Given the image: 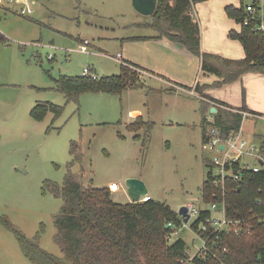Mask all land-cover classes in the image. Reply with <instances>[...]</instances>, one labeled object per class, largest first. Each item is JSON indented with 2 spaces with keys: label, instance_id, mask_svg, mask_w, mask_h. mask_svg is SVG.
Here are the masks:
<instances>
[{
  "label": "rangeland",
  "instance_id": "1",
  "mask_svg": "<svg viewBox=\"0 0 264 264\" xmlns=\"http://www.w3.org/2000/svg\"><path fill=\"white\" fill-rule=\"evenodd\" d=\"M240 1L244 5L254 2L210 0L201 8H212L215 20L220 16L226 27L235 31L238 25L225 15V6L238 7ZM29 2L33 13L24 16L17 11L22 5L19 2L3 1L0 5V32L7 38L6 43H0V216L8 217L13 227L30 239L39 234L41 249L62 256L54 226L61 200L52 195L47 183L62 185L68 171L84 186L119 183V191L111 193L118 203L130 202L125 181L135 177L144 182L150 198L176 212L188 203L209 208L212 201H204L200 192L209 172L203 159L222 160L225 150L202 148L195 96L182 89L169 92L160 79L133 66L128 68L135 70L144 86L127 87L119 94L85 92L77 100L67 101L55 89L60 75H80L86 66L97 76L118 74L126 53L145 50L143 41L129 37L152 33L151 28L140 25L150 18L135 11L131 0ZM256 3L263 13L264 0ZM205 17L203 24L211 25L208 15ZM83 39L89 41L86 53L78 51ZM117 53L123 55L120 61L114 58ZM192 83L184 82L186 86ZM45 101L61 106V115L54 118L48 112L42 120H35L30 110ZM131 110L140 111L142 120L150 122L145 144L141 129H128L136 119L128 115ZM210 113L213 116L215 112ZM242 116L239 140L246 146L240 162L252 166L259 164L255 155L263 152L264 115L242 112ZM206 131L210 134L209 125ZM74 140L80 142L83 158L81 164L68 168ZM230 173L221 166L212 171L214 176ZM212 214L220 216L219 212ZM193 220L182 221L169 239H183L190 255L202 244L190 227ZM0 264H33L22 254L13 233L1 224Z\"/></svg>",
  "mask_w": 264,
  "mask_h": 264
},
{
  "label": "trees",
  "instance_id": "2",
  "mask_svg": "<svg viewBox=\"0 0 264 264\" xmlns=\"http://www.w3.org/2000/svg\"><path fill=\"white\" fill-rule=\"evenodd\" d=\"M206 0H157L156 8L150 15L151 27L158 36H168L182 44L192 54L201 58V72L216 76L212 84L196 83L194 90L209 86H220L237 79L245 72L264 73V29L256 27V19L246 13L243 2L238 7L228 5L225 12L229 18L240 24L239 31H231L229 36L240 42L244 50L241 59H226L218 55L200 51V33L198 22L191 10L194 3ZM250 18L244 23V18ZM6 36L0 32V43H6ZM128 66L142 70L128 62L120 64L118 74L97 76L60 75L56 79L55 89L61 92L67 101L77 100L85 92H105L119 94L127 87H141L137 73ZM225 106L223 104H220ZM214 121L209 122L206 111L208 103L200 101L202 114V140L208 135L206 128L216 129L221 138H227L237 132L242 115L230 113L217 107ZM52 112L55 117L62 113V107L45 101L36 104L30 115L42 120ZM211 114V113H210ZM150 122L140 116L129 124V131L141 129L143 142L148 137ZM135 138L138 136H134ZM71 160L67 167L82 162V148L79 141L70 143ZM209 168L200 192L204 201L225 200L226 216L238 219L239 233L232 230L199 231V223L209 212L205 207L190 227L199 231L210 249L203 257L195 256L189 264H264V169L253 171L241 168L239 162L226 163L224 169L230 171L223 180L212 174V161L204 160ZM82 170H80L81 172ZM232 175H236L233 178ZM52 195L61 200L60 210L54 217L56 228L55 241L62 256L51 254L39 246V234L32 239L13 227L8 217L0 216V224L11 231L22 254L33 264H182L188 250L181 238L169 241L175 228L182 224V217L168 205L150 197L139 202L118 203L111 197L106 187L92 184L84 186L79 178L68 171L62 185L48 182ZM170 224L168 227L165 225Z\"/></svg>",
  "mask_w": 264,
  "mask_h": 264
},
{
  "label": "crops",
  "instance_id": "3",
  "mask_svg": "<svg viewBox=\"0 0 264 264\" xmlns=\"http://www.w3.org/2000/svg\"><path fill=\"white\" fill-rule=\"evenodd\" d=\"M209 1L210 0L197 2L191 7L199 26L200 51L218 55L226 59L243 58L244 50L240 42L236 39L231 40V38H229V33L231 32L230 26L226 27V23L223 22L220 16H218L216 21L212 14V8H208L206 11L201 8L202 3H207ZM195 6L199 7L195 8ZM206 15H208L211 25H207L206 23L203 24ZM146 17H149L150 20H145L140 25L151 28L152 33L129 37L130 39L143 41L145 50H141L142 52L139 54L134 50H130L133 54L128 55L126 53V59L123 58V55L117 53L119 58H123L121 62H128L141 67L142 71L149 75V77L160 79L165 86H168L166 90L169 92H176V90L182 89V91L186 92L188 95L195 96L198 101L197 110L200 114V126L202 117L199 109L200 101L208 103L209 111H206L205 114L207 118V112L210 113L211 108L214 107L213 105L217 106L216 104H223L225 106L222 107V105H220L218 107H222L228 112L238 111L241 115L242 112L246 114L264 115V73L255 71L245 72L231 82L223 83L220 86L204 87L203 93L199 95V92L194 90L196 83L212 84L217 78L210 79L207 76L208 74L204 75L200 69L201 58L192 54L182 44L171 40L165 35L157 37L158 32L150 25L152 18L150 16ZM224 17L226 19V16ZM229 19L235 22L234 19ZM237 25L238 28L235 31L240 30V24L237 23ZM226 41L228 42L227 45ZM125 51L126 50H124V52ZM117 56L114 58L120 61L119 58L117 59ZM204 77L206 81L203 80L201 82V79ZM187 80H192V85L186 86L184 82H187ZM142 86H144V84ZM128 115L137 118L140 116V111L131 110ZM210 115L211 114H209V118L214 119V117ZM243 118L242 116L240 127L237 132H241Z\"/></svg>",
  "mask_w": 264,
  "mask_h": 264
},
{
  "label": "built area",
  "instance_id": "4",
  "mask_svg": "<svg viewBox=\"0 0 264 264\" xmlns=\"http://www.w3.org/2000/svg\"><path fill=\"white\" fill-rule=\"evenodd\" d=\"M3 1H6L7 3L19 2L20 4H22L17 10L19 14L22 16L33 13V8L29 0H0V5L3 3ZM256 2L257 0H254V2L251 4H245L244 8L250 18L256 19V27L258 29H264V22H263L264 10L262 13L260 10L261 7L257 6ZM250 18L245 17L244 23H248ZM88 44H89V41L87 39H83L81 44L79 45L78 51L86 53ZM118 58H119V55L117 56V59ZM121 63H124V62H121ZM82 75H87V76H91L92 78H97V75L95 74L91 66L83 67ZM210 119H208V121L212 122V120ZM239 138H240V132H234L230 134L227 138H221L218 135V132L216 131V129L210 127V134H208L206 139L203 141L204 144L202 145V148L203 149H215L218 152L219 150L220 151L225 150L224 158L222 160H220L219 157L213 158V162L216 166H221L222 168H224V165L226 163H232L234 161L235 162L237 161L239 162V166L241 168H248V169L251 168L255 172L264 169V145H263V152L261 154L255 155V158H258L259 164L250 166L247 163L240 162V154L245 153L244 148L246 146V142L243 139L239 140ZM221 144L223 145V149L219 148V145ZM231 151H236L237 153L234 155H231L230 153ZM248 154L253 155L251 152ZM232 176L233 178L237 177L236 175H232ZM219 178H220L219 180H223L224 176L220 175ZM108 187L111 192L119 191V183L113 182ZM144 199L145 198H143L142 200ZM209 204H210L209 208H205V209L202 208L203 210H207L209 212V215L205 216L204 219L199 223V231L205 232L209 228H211L213 232L218 231V230H226V231L232 230L235 233H239L238 223H240V220L231 219L226 216L225 200L223 197L220 201L218 202L212 201ZM185 206L187 207V213L189 215V218L193 217L195 220L200 214L201 208L195 206L192 203L185 204ZM212 211L219 212L220 216H216L215 214L213 215ZM167 225L169 226L170 224H167ZM199 231H195V234L199 238H201L202 240L201 246L197 248V250L192 255H190L187 250L186 254L188 255V257L186 258V260L182 261V264H189L193 257L195 256L203 257L206 253L210 251V249L207 248L206 240L203 239L199 235L200 234ZM169 239H170V236H169Z\"/></svg>",
  "mask_w": 264,
  "mask_h": 264
},
{
  "label": "water",
  "instance_id": "5",
  "mask_svg": "<svg viewBox=\"0 0 264 264\" xmlns=\"http://www.w3.org/2000/svg\"><path fill=\"white\" fill-rule=\"evenodd\" d=\"M156 3L157 0H131V4L135 11L144 16H150L154 12ZM210 111L215 112L216 108L212 107ZM219 148L223 149V145H219ZM125 185L130 202H139L143 198L148 199L147 188L141 179L135 177L127 178ZM177 214L183 218V222H187L189 215L185 205L179 207ZM165 227H168V225H165Z\"/></svg>",
  "mask_w": 264,
  "mask_h": 264
}]
</instances>
